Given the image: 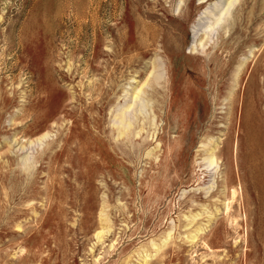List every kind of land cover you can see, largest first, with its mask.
<instances>
[{
	"label": "rangeland",
	"instance_id": "1",
	"mask_svg": "<svg viewBox=\"0 0 264 264\" xmlns=\"http://www.w3.org/2000/svg\"><path fill=\"white\" fill-rule=\"evenodd\" d=\"M0 264H264V0H0Z\"/></svg>",
	"mask_w": 264,
	"mask_h": 264
},
{
	"label": "bare ground",
	"instance_id": "2",
	"mask_svg": "<svg viewBox=\"0 0 264 264\" xmlns=\"http://www.w3.org/2000/svg\"><path fill=\"white\" fill-rule=\"evenodd\" d=\"M230 7V6H229ZM229 10H230V8H229ZM221 16V15H220ZM237 48V47H236Z\"/></svg>",
	"mask_w": 264,
	"mask_h": 264
}]
</instances>
